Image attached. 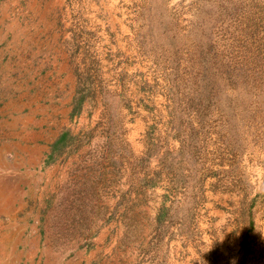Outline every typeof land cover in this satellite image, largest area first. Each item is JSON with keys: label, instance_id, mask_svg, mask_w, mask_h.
<instances>
[{"label": "rangeland", "instance_id": "rangeland-1", "mask_svg": "<svg viewBox=\"0 0 264 264\" xmlns=\"http://www.w3.org/2000/svg\"><path fill=\"white\" fill-rule=\"evenodd\" d=\"M0 264H264V0H0Z\"/></svg>", "mask_w": 264, "mask_h": 264}, {"label": "crops", "instance_id": "crops-1", "mask_svg": "<svg viewBox=\"0 0 264 264\" xmlns=\"http://www.w3.org/2000/svg\"><path fill=\"white\" fill-rule=\"evenodd\" d=\"M20 131H25V129H24V128H21ZM23 137H24V135H23ZM23 137H22V138H23ZM36 138H38V135H36Z\"/></svg>", "mask_w": 264, "mask_h": 264}]
</instances>
